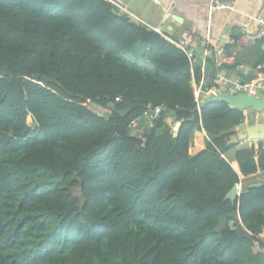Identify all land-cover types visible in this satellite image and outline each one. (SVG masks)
<instances>
[{"label": "trees", "instance_id": "16d2710c", "mask_svg": "<svg viewBox=\"0 0 264 264\" xmlns=\"http://www.w3.org/2000/svg\"><path fill=\"white\" fill-rule=\"evenodd\" d=\"M177 42L109 0H0V264H264V185L227 198L246 115L197 110L202 69ZM151 103L156 130L134 135ZM202 129L212 141L192 156ZM235 158L264 171V140ZM231 213L254 241L216 231Z\"/></svg>", "mask_w": 264, "mask_h": 264}, {"label": "crops", "instance_id": "0c3cea01", "mask_svg": "<svg viewBox=\"0 0 264 264\" xmlns=\"http://www.w3.org/2000/svg\"><path fill=\"white\" fill-rule=\"evenodd\" d=\"M141 1L145 7L144 14H142L141 17L129 12L127 6L124 5L122 1V4L125 7L124 11L137 17L136 20L132 19L134 22L153 28L164 25L165 28L173 32L178 41L185 40L191 47H197L199 55L205 50L202 42L206 41L208 38L210 39L209 48L213 50V54L209 57L213 58L212 62H209L208 57L207 63L203 64L202 59L199 57L194 64V67H201L202 70L204 67L206 70L205 77L207 83L203 86V91L201 93L203 101H206L213 96V93H210L209 89L213 86L214 81L219 79V73L227 76L229 79L239 80L243 83H250L263 78L264 73L262 74V72L264 70H261L259 66L264 64V62L261 61L264 56V43L261 42L260 39L248 38L238 32V23H246L258 16L264 18V0H238L235 11L218 10L212 16V22H210L211 18L209 16V5L211 0ZM167 12H170L172 17L163 22ZM175 15L179 18L175 19ZM155 18L160 22L158 25H154L152 23ZM249 30L255 34L258 32L259 27L256 23H251ZM235 34H240L247 38L249 40V44L246 46L235 44L236 40L234 43H231V39H235ZM227 44H233L230 54H227L225 50V46ZM222 49L223 53H221ZM127 58L132 61L137 60L132 54L127 55ZM138 63L145 65L148 64V61L139 60ZM207 65H214L216 67L217 70L214 71L216 72L215 78H213V72L208 71ZM203 76L204 73L202 74V77ZM209 80L213 83L209 84ZM199 83L200 81H197L196 79L193 80L192 84L194 89L199 86ZM262 88L263 87L257 89ZM253 93L260 95L256 92V89ZM201 110L202 109H200V111ZM244 113L246 115L245 122L233 131H237L241 127L247 125L264 122V115L262 113H256L252 109H247ZM211 141L212 137L204 129L196 130L193 136L190 154L192 156L197 155L206 149ZM260 141L261 140L245 139L241 141L236 148L231 149L224 155L233 168L238 172L243 183V187L256 182L264 183V171L259 170L256 174L248 177L243 175L240 170L239 162L235 158V153L241 148H251L253 146L258 147ZM234 163H237L238 168L234 166ZM238 221V213L221 216L216 226V231L221 233L227 227L235 228ZM259 237L264 241V230ZM255 249L257 250L258 246Z\"/></svg>", "mask_w": 264, "mask_h": 264}, {"label": "built area", "instance_id": "2783aa9c", "mask_svg": "<svg viewBox=\"0 0 264 264\" xmlns=\"http://www.w3.org/2000/svg\"><path fill=\"white\" fill-rule=\"evenodd\" d=\"M112 2L114 5L122 9L123 11L125 10L124 5L122 4L121 0H109ZM237 3L238 0H211L210 5H209V16H210V22H212V16L216 13L218 10H230V11H235L237 8ZM172 17V14L170 12L166 13V16L164 17L163 22L167 21L169 18ZM132 19H137L136 16L132 15ZM251 23H256L259 27V30L257 33H253L252 31L249 30ZM155 31L165 34L167 32V28H165L164 25H160L158 27H151ZM238 32H240L242 35L247 36L248 38L252 39H262L264 37V18L261 16L255 17L251 19V21H248L246 23H238ZM235 39H231V43H234ZM203 46L205 47L204 52H201L199 55V51L197 47H191L188 45V43L185 40L178 41L177 44L187 53L188 58L194 67V64L196 61L199 59V57L202 59L203 64L207 63V58L213 54V50L209 48L210 46V39L208 38L206 41H203ZM221 53H223V49L221 50ZM259 68L261 70H264V64L260 65ZM204 73V76L201 78V81L199 83V86L195 88V101L197 103V108L201 106V103L203 102V99L201 97V93L203 91V86L207 83L206 81V70L203 67L202 74ZM264 71L262 72V74ZM218 80L214 81L213 86L209 89L210 93H215L217 90L225 88L228 91H231L233 93L237 92H248L250 94H254V90L257 88H264V76L263 78H260L256 81L250 82V83H243L239 80H232L229 79L227 76L219 73L218 74ZM200 110V109H199ZM162 113V108L160 106H156L154 104H149L148 111L146 114H151L154 117H159ZM137 122H133L132 124V133L136 135L138 133L137 129ZM238 188V198L241 196L243 193V183L240 181L239 183L235 184ZM239 222L242 223L241 216L238 215Z\"/></svg>", "mask_w": 264, "mask_h": 264}, {"label": "water", "instance_id": "95a60500", "mask_svg": "<svg viewBox=\"0 0 264 264\" xmlns=\"http://www.w3.org/2000/svg\"><path fill=\"white\" fill-rule=\"evenodd\" d=\"M117 13V11H114ZM175 19L177 18V15L174 16ZM181 21V20H180ZM134 22V20H132ZM225 101L228 104H230L234 108H238L242 111H246L247 109H252L256 113H262L264 115V92L261 95L256 94H250L248 92H237L233 93L228 90L219 89L217 90L211 98H209L206 101H203L201 103V106L197 108V110L202 109L204 106L211 102L215 101ZM164 116H167V113L164 114ZM162 116H159L158 119H160ZM182 125V121H177L174 127L173 135L177 136L179 133V129ZM157 125H155V128ZM245 139H251V140H264V122L247 125L244 127H241L239 130L235 131L228 137V143L229 144H239L241 141ZM146 141V139H145ZM263 182H256L251 183L248 187L254 188V187H261L263 186ZM227 198L231 199L233 202H236L238 199V188L236 185L229 191L227 194ZM237 232L239 237L242 238H248L252 241L255 240V236L249 232L242 223H238L237 226L234 228Z\"/></svg>", "mask_w": 264, "mask_h": 264}, {"label": "rangeland", "instance_id": "374dc122", "mask_svg": "<svg viewBox=\"0 0 264 264\" xmlns=\"http://www.w3.org/2000/svg\"><path fill=\"white\" fill-rule=\"evenodd\" d=\"M122 1H123V4L127 6L129 12L135 14L138 17H141L142 14H144V8L145 7H144L143 2L141 0H122ZM125 13H127L130 17H132V14H129L126 11H125ZM152 23L154 25H158L160 22H159L158 19L155 18L154 21H152ZM127 55H130V54H127ZM207 69H208V71L213 72V78H215L216 77V72H214V71L217 70L216 67L214 65H207ZM212 83H213L212 81L209 82V84H212ZM256 92L261 95L264 92V88H262V89H256ZM91 107L96 112H98V113H100L102 115H105V113H106V110L103 109V108H99V107H95V106H91ZM254 117H255V115H254ZM156 118L157 117H154L151 114H147V115H144L143 117H141L139 119V122H138V124H139L138 129H139V131L143 135L146 134V133H150V132L152 133V132H154L156 130V128H155V125H156L155 119ZM29 120H30V123L33 126H36L35 122L33 121V119L31 117L29 118ZM252 120H255V119H252Z\"/></svg>", "mask_w": 264, "mask_h": 264}, {"label": "bare ground", "instance_id": "6f19581e", "mask_svg": "<svg viewBox=\"0 0 264 264\" xmlns=\"http://www.w3.org/2000/svg\"><path fill=\"white\" fill-rule=\"evenodd\" d=\"M256 94V93H255ZM234 166L236 167V168H238V165H237V163H234ZM239 171V170H238Z\"/></svg>", "mask_w": 264, "mask_h": 264}]
</instances>
